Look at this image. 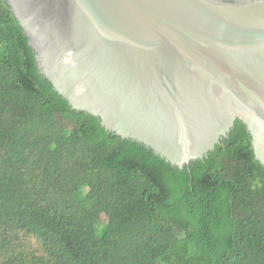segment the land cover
<instances>
[{
  "label": "trees",
  "instance_id": "trees-1",
  "mask_svg": "<svg viewBox=\"0 0 264 264\" xmlns=\"http://www.w3.org/2000/svg\"><path fill=\"white\" fill-rule=\"evenodd\" d=\"M0 264H264V167L238 120L182 169L105 131L0 0Z\"/></svg>",
  "mask_w": 264,
  "mask_h": 264
},
{
  "label": "water",
  "instance_id": "water-1",
  "mask_svg": "<svg viewBox=\"0 0 264 264\" xmlns=\"http://www.w3.org/2000/svg\"><path fill=\"white\" fill-rule=\"evenodd\" d=\"M71 109L182 169L236 120L264 167V0H6Z\"/></svg>",
  "mask_w": 264,
  "mask_h": 264
},
{
  "label": "rangeland",
  "instance_id": "rangeland-1",
  "mask_svg": "<svg viewBox=\"0 0 264 264\" xmlns=\"http://www.w3.org/2000/svg\"><path fill=\"white\" fill-rule=\"evenodd\" d=\"M97 222H99L101 225L106 224L107 219L105 218V216L102 215L101 217H98Z\"/></svg>",
  "mask_w": 264,
  "mask_h": 264
}]
</instances>
